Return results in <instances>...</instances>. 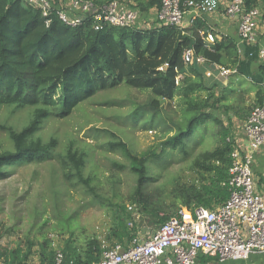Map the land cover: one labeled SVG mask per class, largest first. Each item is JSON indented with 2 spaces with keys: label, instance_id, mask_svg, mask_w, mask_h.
<instances>
[{
  "label": "trees",
  "instance_id": "trees-1",
  "mask_svg": "<svg viewBox=\"0 0 264 264\" xmlns=\"http://www.w3.org/2000/svg\"><path fill=\"white\" fill-rule=\"evenodd\" d=\"M82 1H92L96 7L124 4L127 9L138 11L139 18L134 25L114 27L84 16L77 26L71 27L55 11L43 16L26 1L0 0V105L49 109L52 97L59 95L56 103L66 114L77 96L91 93L97 85L89 69L113 76L110 56L116 58L120 51L125 57L138 56L133 67L136 78L153 86L160 101L168 98L170 105L172 101L175 116L167 115L162 108L154 110L156 114L141 124L153 128L156 118L162 117L161 138L145 155L129 154V168L136 175L133 199L129 206L115 207L104 239L93 236L77 244L70 233L57 247L50 237L42 234L39 242L28 241L24 247L0 245V264H28L34 249L38 264H53L55 249L61 251L64 264H97L106 249L116 244L126 246L138 237L142 225L154 229L162 225L166 216L160 217L159 213L167 215L182 209L187 220H192L196 208L210 210L222 205L231 192L228 182L234 150L232 123L236 119L245 121L251 110L264 102V65L257 60L256 47L246 43L236 47L229 36L210 31L205 20L198 17H189L192 27L177 29L159 25L157 13L153 21L149 13L154 9L159 11L161 0ZM244 1L247 11L260 8L264 15V0ZM141 24L146 28H140ZM104 37L115 40L110 51L101 49ZM186 51L192 53L193 59L203 57L206 68L210 63L223 67L221 59L230 58V66L223 68L235 73L229 75L227 86L214 77H206L199 65L195 69L193 60L183 65ZM178 75L183 76L179 81ZM245 79L249 86H244V82L234 85V80ZM215 88L221 92L216 94ZM250 92L253 98L247 101L244 94ZM46 116L45 110L38 113L40 120ZM35 123L31 121L21 133L11 134L12 149L0 152V169L29 157L55 159L60 162L63 178L70 186L81 182L95 195L90 179L81 172L85 163L80 156L57 155L41 140L27 141V136L37 131ZM176 166L182 167L176 169ZM185 170L197 174L194 181L187 183L182 179ZM130 207L139 214L138 223Z\"/></svg>",
  "mask_w": 264,
  "mask_h": 264
},
{
  "label": "rangeland",
  "instance_id": "rangeland-1",
  "mask_svg": "<svg viewBox=\"0 0 264 264\" xmlns=\"http://www.w3.org/2000/svg\"><path fill=\"white\" fill-rule=\"evenodd\" d=\"M113 41L112 37H104L101 49L110 51ZM138 59L134 54L125 57L118 51L116 58L110 56L113 76L89 69L97 85L91 93L77 96L66 114L56 103L59 95L52 97L49 109L0 105V152L12 149L11 134L21 133L31 121H36L37 131L30 133L27 141L41 140L57 155L80 156L85 163L81 172L90 179L89 185L98 196L87 191L81 182L70 186L55 159L35 156L1 166V246L24 247L28 241L39 242L42 234L57 247L70 233L77 244L93 236L104 239L115 207L131 204L136 175L129 168V154L143 156L156 146L163 119L158 116L153 128L141 124L156 114L154 110L162 108L167 115L175 116L172 101L171 105L168 98L160 101L153 86L136 78L133 67ZM182 77L178 75L177 81ZM42 110L47 112L44 120L38 118ZM196 175L189 170L181 173L187 183L194 181ZM130 211L138 223L139 214L134 207Z\"/></svg>",
  "mask_w": 264,
  "mask_h": 264
},
{
  "label": "built area",
  "instance_id": "built-area-1",
  "mask_svg": "<svg viewBox=\"0 0 264 264\" xmlns=\"http://www.w3.org/2000/svg\"><path fill=\"white\" fill-rule=\"evenodd\" d=\"M22 1V0H21ZM43 16L55 11L58 18L71 27L77 26L90 11L96 21L114 27L131 26L138 20V11L124 4L110 3L96 7L92 1L82 0H23ZM224 13L237 23L240 43L257 48V60L264 65V15L260 8H245L244 0H226ZM220 8V0H161L156 14L159 25L180 29L186 13L195 16L210 15ZM263 37V38H262ZM259 38L262 41L259 43ZM253 53L250 54L252 56ZM193 60L203 66L207 61L183 53L184 64ZM227 78L235 73L210 63L206 77L214 73ZM246 147L234 146L231 153V192L222 205L213 209L198 207L193 219L187 220L184 210L175 209L155 228L147 240L138 237L130 244H116L106 249L97 264H196L200 256L214 257L220 263L246 261L252 255H264V195L256 193L251 166L254 153L264 147V102L251 110L244 122ZM53 264H64L63 255L55 249Z\"/></svg>",
  "mask_w": 264,
  "mask_h": 264
},
{
  "label": "crops",
  "instance_id": "crops-1",
  "mask_svg": "<svg viewBox=\"0 0 264 264\" xmlns=\"http://www.w3.org/2000/svg\"><path fill=\"white\" fill-rule=\"evenodd\" d=\"M225 1L226 0H222V1L220 0L221 3H220L219 10L213 14H210V15H206V16L202 17V16H195L193 14L186 13L183 16L181 27L189 26L191 21H192L191 19L193 17L194 18L198 17L200 19L205 20V25L207 26L208 29H210V31H218L219 33H222L225 36H229V38L232 39L233 42L236 44V47L241 45L242 43H240L238 35H237V23H236L235 19L228 17L224 13V8L226 6ZM155 13H157L155 9L150 11L149 14L151 17L150 18L151 21L154 20ZM189 17H192V18H189ZM139 27L140 28H146V25L141 24ZM190 27H192V24L190 25ZM148 28H147V30H148ZM262 38H259V43L262 41ZM221 61L224 62L223 67L224 66H227V67L230 66V64H229L231 61L230 58H224V59H221ZM201 67L205 68L204 69V72H205V70H206L205 65L200 66V68ZM254 67H255V65H254ZM214 79H216L218 82H220L221 85H223L224 87L227 86V83L229 81L228 77L227 78L219 77L217 75V72L214 73ZM240 82H244L245 83L244 86H246V87L249 86L248 83H250V82H246V79L245 80H234V85L238 84ZM237 90L240 92L239 89H237ZM215 92H216V94H218L221 92V89L215 88ZM244 97L246 98L247 101L251 100L253 98V92L245 93ZM244 122H245L244 120L236 119L232 123L233 125H232L231 140H232L234 146L235 145H239L241 147L247 146V141H246L245 132H244ZM251 171H252L254 189H255L256 193H258L260 195H264V147L260 148L258 151H256L254 153V161H253V164L251 166ZM154 230H155L154 228L145 224L144 227H140L138 238L140 240H147L150 237V235L153 233ZM128 244H130V242ZM204 256L205 255L201 256L198 259L196 264H264V255H252L246 261H235V262L231 261V262H226V263H220L216 259H214V257H212V259H214V260L207 261L206 259L203 258ZM207 257H209V256H207ZM28 264H38V253H36V249H34L32 256H30Z\"/></svg>",
  "mask_w": 264,
  "mask_h": 264
},
{
  "label": "water",
  "instance_id": "water-1",
  "mask_svg": "<svg viewBox=\"0 0 264 264\" xmlns=\"http://www.w3.org/2000/svg\"><path fill=\"white\" fill-rule=\"evenodd\" d=\"M93 14H94V12L93 11H90V12H88V13L85 14V17L92 16ZM194 67H195V69H198V67H197V65H196L195 62H194Z\"/></svg>",
  "mask_w": 264,
  "mask_h": 264
},
{
  "label": "clouds",
  "instance_id": "clouds-1",
  "mask_svg": "<svg viewBox=\"0 0 264 264\" xmlns=\"http://www.w3.org/2000/svg\"><path fill=\"white\" fill-rule=\"evenodd\" d=\"M85 16V15H84ZM90 17H92V16H90Z\"/></svg>",
  "mask_w": 264,
  "mask_h": 264
}]
</instances>
